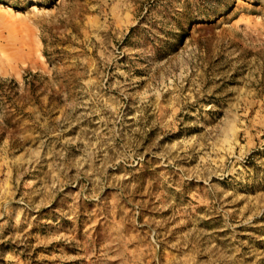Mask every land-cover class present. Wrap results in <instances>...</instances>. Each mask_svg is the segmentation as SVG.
Segmentation results:
<instances>
[{"label": "rangeland", "instance_id": "1", "mask_svg": "<svg viewBox=\"0 0 264 264\" xmlns=\"http://www.w3.org/2000/svg\"><path fill=\"white\" fill-rule=\"evenodd\" d=\"M0 264H264V0H0Z\"/></svg>", "mask_w": 264, "mask_h": 264}, {"label": "bare ground", "instance_id": "2", "mask_svg": "<svg viewBox=\"0 0 264 264\" xmlns=\"http://www.w3.org/2000/svg\"><path fill=\"white\" fill-rule=\"evenodd\" d=\"M11 32H13V30H11ZM36 47L33 48L32 52L34 53L36 51Z\"/></svg>", "mask_w": 264, "mask_h": 264}]
</instances>
